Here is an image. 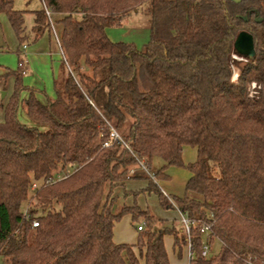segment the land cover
<instances>
[{
	"label": "trees",
	"instance_id": "16d2710c",
	"mask_svg": "<svg viewBox=\"0 0 264 264\" xmlns=\"http://www.w3.org/2000/svg\"><path fill=\"white\" fill-rule=\"evenodd\" d=\"M40 1L56 18L62 66L71 71L53 81V99L34 89L22 99L23 60L8 73L15 81L0 124L1 264H170L166 235L178 256L189 244L188 264H264V0ZM13 4L0 0V13L23 42L25 12ZM44 7L31 12L35 41L49 32ZM133 12L149 23L142 51L106 34ZM241 32L253 37L255 56L233 82ZM20 108L47 131L21 124ZM112 129L125 146L102 148ZM184 147L196 150L187 165ZM155 159L163 163L155 180L170 167L190 173L182 197L130 175L137 161L150 169ZM136 179L145 185L128 195L155 194L162 209L186 214L189 239L136 205L113 212L115 192ZM123 215L144 222L135 244L113 240Z\"/></svg>",
	"mask_w": 264,
	"mask_h": 264
},
{
	"label": "rangeland",
	"instance_id": "374dc122",
	"mask_svg": "<svg viewBox=\"0 0 264 264\" xmlns=\"http://www.w3.org/2000/svg\"><path fill=\"white\" fill-rule=\"evenodd\" d=\"M42 7L40 0H14L13 8L25 12L24 28L27 39L23 42L17 39L6 15L0 13V124L3 122V107L9 102L14 91L15 78L8 76V73L18 71L19 59L23 60L26 65V71L22 76V85L25 87L21 92L22 99L28 97L27 89H34L37 92L42 91L46 97L53 99V80H56L58 77L61 78L64 73L71 71V68H68L66 65L65 68L62 66V57L53 34L55 32L60 41V28L55 24V16H51L53 29L50 24L49 32L44 33L37 41L33 39L31 34L33 15L31 12L40 10ZM106 34L112 42L131 43L137 50L142 51L149 40L150 28L148 19L139 12H133L123 18L119 26L107 28ZM244 62L245 61H241L240 59L234 60L232 58L231 67L233 82H236L240 64ZM254 87L255 85H252L250 90H253ZM18 120L26 127L36 128L41 133L47 131L46 126L33 124L26 116L23 108H20L18 111ZM195 151L196 150L191 147L184 148L182 161L185 165L193 162ZM162 164L161 160L155 159L149 169L150 172H156ZM132 169L134 170V168ZM166 172L171 179H174V175L178 177V181L175 182V184H177L175 188H177L179 192L181 190V194H183L181 180H185L184 178H186L187 175L190 176V173L185 168L177 167H170ZM139 173L142 172L139 171ZM130 175H133V173ZM154 182L164 196L172 197V193L169 192L167 185H165L166 181L155 180ZM144 185L145 182L143 180L136 179L126 182L123 188L115 192L117 200L113 205V212L116 213L123 205H136L142 210H148L153 216L160 219L164 226L168 227L174 225L175 229L179 231L181 226L179 224L177 212L172 209H162L155 194L144 195L138 193L136 196L128 195V193L139 192ZM173 194L179 195V193ZM143 224V220L131 223L130 217L123 215L114 226V234L117 236V240H120L122 243L135 244L138 238L136 228ZM172 242L171 236L166 235L164 238V245L168 254L169 263L188 264V251L183 249L181 256H178L173 252Z\"/></svg>",
	"mask_w": 264,
	"mask_h": 264
},
{
	"label": "built area",
	"instance_id": "2783aa9c",
	"mask_svg": "<svg viewBox=\"0 0 264 264\" xmlns=\"http://www.w3.org/2000/svg\"><path fill=\"white\" fill-rule=\"evenodd\" d=\"M44 10H45V14L48 17V19L50 21V24H51V20H50L51 19L50 18L51 17V14L45 9V7H44ZM51 28L53 29L52 24H51ZM53 34H54V37H55L56 44H57V46H58V48L60 50V55H61L62 60H63V55H62L61 48H60V41H59L58 37L56 36L55 32ZM232 58H235V57L232 56ZM242 61H245V60H242ZM19 66H20V64H19ZM112 142L117 143V144H121V145L125 146V144L121 140L120 136L113 129L111 130V133H110V141L109 142H104L102 144V148L109 147L112 144ZM136 169H138L140 172H142L150 180L155 181L154 173L150 172V170L148 169V166L146 165V163L144 161H137ZM129 173L131 174L132 171H130ZM46 183H49V182H46ZM36 188H37V185L36 184H32L30 190L31 191H35ZM175 211L178 214L179 224H180L181 228L184 230V233H185L187 239H189L190 229L194 225V222L191 219H189L186 214L181 213L177 209H175ZM32 226H33V228H35L37 226V223L34 222L32 224ZM142 227H143V225H139L137 227V230L140 231L142 229ZM209 228H210L209 226H204L201 229V233L202 234L207 233L209 231ZM189 249H190V246L188 244V246H187L188 262L191 259V253H190V250ZM201 256L203 258H208L210 256L209 249H208V246L206 244H204L203 247H202Z\"/></svg>",
	"mask_w": 264,
	"mask_h": 264
},
{
	"label": "water",
	"instance_id": "95a60500",
	"mask_svg": "<svg viewBox=\"0 0 264 264\" xmlns=\"http://www.w3.org/2000/svg\"><path fill=\"white\" fill-rule=\"evenodd\" d=\"M234 3H239L241 0H231ZM234 60L240 59L247 60L249 58H253L255 56V48H254V41L253 37L246 33L241 32L237 35L234 44H233Z\"/></svg>",
	"mask_w": 264,
	"mask_h": 264
},
{
	"label": "crops",
	"instance_id": "0c3cea01",
	"mask_svg": "<svg viewBox=\"0 0 264 264\" xmlns=\"http://www.w3.org/2000/svg\"><path fill=\"white\" fill-rule=\"evenodd\" d=\"M54 79V78H53ZM54 81V80H53ZM38 91H40V90H38ZM40 92H42V91H40ZM184 148H186V147H184ZM184 148H183V150H184ZM183 150H182V155H183ZM195 159H196V151H195V156H194V158H193V162L195 161ZM184 163V162H183ZM192 163V162H191ZM189 164V163H188ZM132 171V173H133V176L134 175H141V173H139V170L138 169H136V168H134V170L132 169L131 170ZM131 173V174H132ZM167 173V172H166ZM167 176H168V178L166 179V180H163V181H166L165 182V185H167V187H168V189H169V192H171L172 194H171V196L172 197H182L183 196V194H184V187H185V183H186V181L188 180V178L190 177L189 175H187V177L186 178H184L185 180H181V187H183V194H181L182 192H181V190H180V192L178 191V189L177 188H175V186L177 185V184H175V182H177L178 181V177L176 176V175H174V179H171V177L169 176V174H167ZM143 188V187H142ZM141 188V189H142ZM173 193H179V195H175V194H173ZM168 195V194H167ZM117 236L114 234V229H113V240H114V242L115 243H118V244H120V243H122L120 240H117V238H116Z\"/></svg>",
	"mask_w": 264,
	"mask_h": 264
}]
</instances>
